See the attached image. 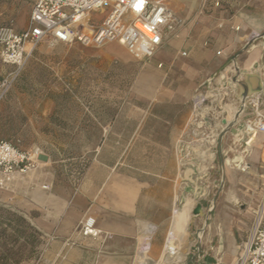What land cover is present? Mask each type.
Segmentation results:
<instances>
[{
    "label": "crops",
    "instance_id": "1",
    "mask_svg": "<svg viewBox=\"0 0 264 264\" xmlns=\"http://www.w3.org/2000/svg\"><path fill=\"white\" fill-rule=\"evenodd\" d=\"M169 7L177 25L127 91L139 104H129L125 128L118 130L117 115L98 122L101 141L146 139L145 125L155 116L173 132L149 137L172 153H181L185 133H202L204 152L218 154L213 175L220 171L222 182L233 184L221 199L214 186L210 190V208L196 219L203 222V239L184 264H237L257 221L264 220V134L244 128L248 119L264 116V0H222L220 7L209 0H170ZM8 68L0 61V78ZM201 94L209 101L197 111L194 100ZM166 106L186 113L176 122L156 111ZM128 123L135 126L128 130ZM102 154L80 157L70 172L59 171L42 153L35 170L0 185V264H157L180 247L182 239H171L178 213L164 241L169 217L154 194L165 190L175 205L183 176L178 156V169L151 182L149 172L133 174L122 168V157L107 160ZM212 161H205L207 171ZM88 218L100 231L97 238L81 231ZM23 246L30 247L29 256L23 257Z\"/></svg>",
    "mask_w": 264,
    "mask_h": 264
},
{
    "label": "rangeland",
    "instance_id": "2",
    "mask_svg": "<svg viewBox=\"0 0 264 264\" xmlns=\"http://www.w3.org/2000/svg\"><path fill=\"white\" fill-rule=\"evenodd\" d=\"M32 6L31 0H0V25L27 27ZM145 62L134 59L117 41L99 46L39 44L20 70L9 66L2 75L16 76L9 94L0 105V138L24 150L39 148L41 153L51 157L59 171L66 169L75 172L78 159L84 155L92 157L96 153H103L107 160L122 157L120 162L123 169L138 175L149 172V176L143 175L150 177L151 182L161 180L156 175L163 176L178 169V156L183 176L175 205L166 200L165 190L159 188L154 194L157 202L163 204V215L169 217L162 231L164 241L178 213L171 238L178 237L182 243L180 247L177 245L170 249L169 255L172 264H184L189 260L190 248L203 239V222L196 219H202L206 209L210 208V202H205L210 190L214 186V192L218 191V198L221 199L222 191L227 192L228 184L233 183H223L220 171L218 175H213L217 169L218 154L204 152L208 149L207 143L198 141L202 139V133H185L181 153L159 148L149 136L167 132L172 135L173 128L166 129L165 122L156 116L151 117L145 125L146 139L138 138L137 142L130 143L101 141L104 132L97 125L98 122H109L117 115L118 130L125 128L127 109L131 107L129 104H139L127 95V91ZM156 109L165 118H173L176 122L186 113L172 106ZM133 124L128 123L126 128L131 130ZM169 145L171 143H167ZM208 159L213 160L214 168L211 171H207L209 165L205 161ZM186 187L189 189L187 195L183 193ZM198 205L204 208L203 214L194 215ZM179 248L184 252V255L180 252L184 259L178 261ZM22 253L23 257L29 256L30 247L23 246Z\"/></svg>",
    "mask_w": 264,
    "mask_h": 264
},
{
    "label": "built area",
    "instance_id": "3",
    "mask_svg": "<svg viewBox=\"0 0 264 264\" xmlns=\"http://www.w3.org/2000/svg\"><path fill=\"white\" fill-rule=\"evenodd\" d=\"M169 1L32 0L26 30L18 31L13 26L0 25V61L20 70L43 42L51 45L80 43L99 46L114 41L122 45L134 59L148 61L154 57L166 34L177 25ZM209 1L215 7L222 4V0ZM15 76L10 74L0 79V104L9 94ZM223 80L226 82L228 78L224 77ZM206 96H196L194 107L198 108L197 111L202 109L208 98ZM244 128L252 135L264 134V116L248 119ZM41 154L39 148L23 150L0 139V185L5 186L18 175L35 170ZM81 231L93 238L100 234L92 218L85 221ZM237 264H264V220L257 221Z\"/></svg>",
    "mask_w": 264,
    "mask_h": 264
},
{
    "label": "bare ground",
    "instance_id": "4",
    "mask_svg": "<svg viewBox=\"0 0 264 264\" xmlns=\"http://www.w3.org/2000/svg\"><path fill=\"white\" fill-rule=\"evenodd\" d=\"M181 218V217H180ZM180 221V219H179ZM192 227V225H191ZM172 239V238H171ZM181 240V239H179ZM183 250H184V247H183ZM168 251V250H167ZM181 254H183L184 252L182 250H180ZM171 254V253H170ZM180 253L177 254V260H182L184 257L181 255ZM184 255V254H183ZM175 256V254H174ZM172 257L169 255V251H168V255L164 256L161 260V262H158L157 264H172Z\"/></svg>",
    "mask_w": 264,
    "mask_h": 264
},
{
    "label": "water",
    "instance_id": "5",
    "mask_svg": "<svg viewBox=\"0 0 264 264\" xmlns=\"http://www.w3.org/2000/svg\"><path fill=\"white\" fill-rule=\"evenodd\" d=\"M201 214H203V207H202V205H198L194 209V215H201Z\"/></svg>",
    "mask_w": 264,
    "mask_h": 264
},
{
    "label": "trees",
    "instance_id": "6",
    "mask_svg": "<svg viewBox=\"0 0 264 264\" xmlns=\"http://www.w3.org/2000/svg\"><path fill=\"white\" fill-rule=\"evenodd\" d=\"M1 104H2V103H1ZM1 104H0V105H1ZM0 139H2V138H0ZM3 140H5V139H3ZM6 141H7V140H6ZM8 142H10V141H8ZM10 143H12V142H10ZM12 144H13V143H12ZM14 145H15V144H14ZM16 146H17V145H16ZM17 147H19V146H17ZM23 150H24V149H23Z\"/></svg>",
    "mask_w": 264,
    "mask_h": 264
}]
</instances>
